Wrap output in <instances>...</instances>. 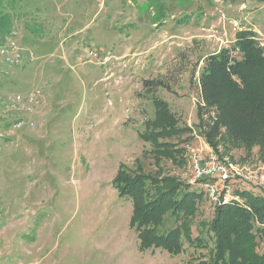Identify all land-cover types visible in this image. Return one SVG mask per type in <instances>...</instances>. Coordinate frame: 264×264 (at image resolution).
I'll use <instances>...</instances> for the list:
<instances>
[{
  "label": "rangeland",
  "instance_id": "1",
  "mask_svg": "<svg viewBox=\"0 0 264 264\" xmlns=\"http://www.w3.org/2000/svg\"><path fill=\"white\" fill-rule=\"evenodd\" d=\"M0 21V49L14 43L21 59L8 67L0 56V264L210 263L215 205L191 166L212 151L199 130L198 80L204 59L231 47L236 32L251 30L264 46V2L0 0ZM155 98L189 130L159 141L180 151L175 161L140 138L152 131ZM218 150L257 172L234 183L240 203L237 192L264 196L257 149L249 158ZM121 168L202 192L188 221L202 246L183 235L179 255L140 252L132 202L112 184ZM181 224L167 215L161 230Z\"/></svg>",
  "mask_w": 264,
  "mask_h": 264
},
{
  "label": "trees",
  "instance_id": "2",
  "mask_svg": "<svg viewBox=\"0 0 264 264\" xmlns=\"http://www.w3.org/2000/svg\"><path fill=\"white\" fill-rule=\"evenodd\" d=\"M152 85L144 83V88L149 90ZM198 85L199 130L211 150L243 149L249 158L257 149L256 158L264 163V46L256 33L238 31L231 47L206 57ZM153 104L152 131L140 138L154 147L156 157L175 161L180 151L159 141L180 137L189 130L178 127L166 102L155 98ZM112 184L121 197L132 202L130 226L137 233L140 252L160 249L179 255L183 235L191 246H202L203 240L191 239L188 232V221L195 216L202 192L174 180L131 176L123 168ZM236 194L244 200L243 205L233 202L214 207L207 225L212 260L202 264H264V196L244 191ZM167 215L180 220L184 229L161 230Z\"/></svg>",
  "mask_w": 264,
  "mask_h": 264
},
{
  "label": "built area",
  "instance_id": "3",
  "mask_svg": "<svg viewBox=\"0 0 264 264\" xmlns=\"http://www.w3.org/2000/svg\"><path fill=\"white\" fill-rule=\"evenodd\" d=\"M16 53L14 43H8L0 49V56L8 67L20 65L21 59ZM21 124L17 122L14 126ZM191 166L193 177L202 182L206 197L213 205L233 202L241 204L239 198L233 194L234 183L255 182L258 178L257 172L244 171L228 161H223L213 151L206 158L194 155Z\"/></svg>",
  "mask_w": 264,
  "mask_h": 264
}]
</instances>
